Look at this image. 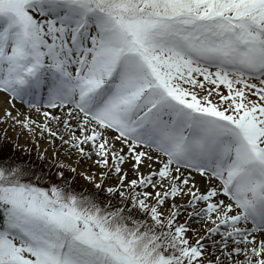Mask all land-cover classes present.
I'll return each mask as SVG.
<instances>
[{
    "label": "snow or ice",
    "instance_id": "snow-or-ice-1",
    "mask_svg": "<svg viewBox=\"0 0 264 264\" xmlns=\"http://www.w3.org/2000/svg\"><path fill=\"white\" fill-rule=\"evenodd\" d=\"M0 93L107 197L0 164V264H264V0H0Z\"/></svg>",
    "mask_w": 264,
    "mask_h": 264
},
{
    "label": "rangeland",
    "instance_id": "rangeland-1",
    "mask_svg": "<svg viewBox=\"0 0 264 264\" xmlns=\"http://www.w3.org/2000/svg\"><path fill=\"white\" fill-rule=\"evenodd\" d=\"M0 97L4 98V100L8 101V97L0 93ZM6 106H2L0 108V117L3 116V113L5 110L12 111L13 115H16V110L13 109L8 102H5ZM16 108L19 109V111L22 113L18 118L20 120L24 119V116L28 114V111L25 106L17 103ZM31 115L34 116V119L37 118L35 112L33 111ZM0 158H7L4 156L13 157L10 156V152L13 153H19L20 156L23 154H32L33 151L39 155L41 152H43V163L44 167H48L49 165L56 166L55 172L58 171H64L65 179L68 181L74 182L76 185L79 186L81 193H87L89 191L91 192H97L94 185L90 184L86 179H84L83 176L80 175V173H87L89 175L92 174V162L90 160L78 162L77 155L73 153L71 156H69L64 148H60V142H56V146L52 147L49 145V141L47 138L40 139L38 136L33 137L26 131H24L19 125H16L13 121L7 120L4 123H0ZM38 145V148H37ZM27 149V151H25ZM46 150V151H45ZM55 152V155L53 153ZM38 157V156H34ZM59 163H63L65 165H71L76 168V172L72 173L67 171L66 169H58L57 165ZM0 164H4L1 163ZM57 178V175H56ZM130 178H134L130 172ZM39 185L45 184L44 181L37 182ZM57 183H60L58 180ZM107 184H115L116 180L113 178L112 180L106 181ZM45 187V186H43ZM103 193V192H102ZM99 198V201L102 203L107 202V197L103 193V197ZM119 201L116 199L112 200L113 205H118ZM214 251V250H210Z\"/></svg>",
    "mask_w": 264,
    "mask_h": 264
},
{
    "label": "trees",
    "instance_id": "trees-1",
    "mask_svg": "<svg viewBox=\"0 0 264 264\" xmlns=\"http://www.w3.org/2000/svg\"><path fill=\"white\" fill-rule=\"evenodd\" d=\"M9 154L10 156L12 155L13 157L4 156L7 158H0V162L8 166L15 165L26 169H31V171L28 173V178L31 179L34 183H37L39 181H44L45 184H42L40 186L47 187L49 183H57L58 178H56V172H55L56 166L49 165L48 167H44L43 159L34 157V156H39L35 151H33V153L30 155L23 154L22 156H20L19 153H13V152H10ZM38 177H40L41 179H37ZM69 188L70 190L76 193L82 192L79 191L80 190L79 186L72 181L69 184ZM85 195H94L97 197L98 200H99L98 197L100 198L103 197L102 192L98 193V192L89 191Z\"/></svg>",
    "mask_w": 264,
    "mask_h": 264
},
{
    "label": "bare ground",
    "instance_id": "bare-ground-1",
    "mask_svg": "<svg viewBox=\"0 0 264 264\" xmlns=\"http://www.w3.org/2000/svg\"><path fill=\"white\" fill-rule=\"evenodd\" d=\"M5 102H7L6 100H4V98L0 97V108H2V106H6ZM37 117V116H36ZM32 118H34V116L32 115ZM23 120V119H22Z\"/></svg>",
    "mask_w": 264,
    "mask_h": 264
}]
</instances>
